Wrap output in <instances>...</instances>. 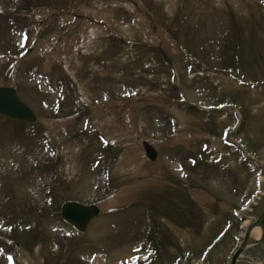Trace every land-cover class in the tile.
Instances as JSON below:
<instances>
[{
    "label": "rangeland",
    "instance_id": "rangeland-1",
    "mask_svg": "<svg viewBox=\"0 0 264 264\" xmlns=\"http://www.w3.org/2000/svg\"><path fill=\"white\" fill-rule=\"evenodd\" d=\"M0 86V264H229L264 212V0H0Z\"/></svg>",
    "mask_w": 264,
    "mask_h": 264
},
{
    "label": "water",
    "instance_id": "water-1",
    "mask_svg": "<svg viewBox=\"0 0 264 264\" xmlns=\"http://www.w3.org/2000/svg\"><path fill=\"white\" fill-rule=\"evenodd\" d=\"M0 114L10 118L33 123L36 120L34 111L19 97L16 90L10 86H0ZM145 155L151 161L155 160L157 152L147 142H143ZM99 213L96 204H83L78 201L68 200L61 204L60 215L68 224L76 230H86L90 221ZM255 226L261 229L257 238H251V231ZM264 235V212L260 214L247 228L243 240L230 258L229 264H236L247 246L258 244Z\"/></svg>",
    "mask_w": 264,
    "mask_h": 264
},
{
    "label": "bare ground",
    "instance_id": "bare-ground-1",
    "mask_svg": "<svg viewBox=\"0 0 264 264\" xmlns=\"http://www.w3.org/2000/svg\"><path fill=\"white\" fill-rule=\"evenodd\" d=\"M261 232V229L259 226H255L252 231H251V234L254 235V236H258Z\"/></svg>",
    "mask_w": 264,
    "mask_h": 264
}]
</instances>
